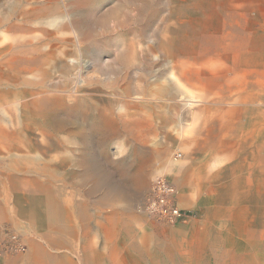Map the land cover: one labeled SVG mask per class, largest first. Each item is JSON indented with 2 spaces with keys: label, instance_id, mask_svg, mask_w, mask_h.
Segmentation results:
<instances>
[{
  "label": "rangeland",
  "instance_id": "obj_1",
  "mask_svg": "<svg viewBox=\"0 0 264 264\" xmlns=\"http://www.w3.org/2000/svg\"><path fill=\"white\" fill-rule=\"evenodd\" d=\"M0 264H264V0H0Z\"/></svg>",
  "mask_w": 264,
  "mask_h": 264
},
{
  "label": "built area",
  "instance_id": "obj_2",
  "mask_svg": "<svg viewBox=\"0 0 264 264\" xmlns=\"http://www.w3.org/2000/svg\"><path fill=\"white\" fill-rule=\"evenodd\" d=\"M141 210L148 217L165 225H174L186 214L177 205L176 187L163 175L154 177L150 182ZM12 240H16L14 235ZM14 244L18 245V242L15 241Z\"/></svg>",
  "mask_w": 264,
  "mask_h": 264
},
{
  "label": "bare ground",
  "instance_id": "obj_3",
  "mask_svg": "<svg viewBox=\"0 0 264 264\" xmlns=\"http://www.w3.org/2000/svg\"><path fill=\"white\" fill-rule=\"evenodd\" d=\"M29 46V45H28ZM30 47V46H29ZM31 50V49H30ZM29 56V55H28ZM86 69V68H85ZM82 72V71H81ZM70 88V87H69ZM25 99V98H24ZM17 103V102H16ZM56 123L59 124L60 126L66 124L67 122H65V119L63 118H57L55 119ZM67 121V120H66ZM36 151V150H35ZM85 161L84 162H87L88 163V160L89 158H85L84 159ZM83 177L84 179H89L93 182V186L96 187L98 185L101 184L102 180L101 178L99 177L98 175V172H96L93 168H91V170H87V166L86 168L84 169V172H83Z\"/></svg>",
  "mask_w": 264,
  "mask_h": 264
},
{
  "label": "crops",
  "instance_id": "obj_4",
  "mask_svg": "<svg viewBox=\"0 0 264 264\" xmlns=\"http://www.w3.org/2000/svg\"><path fill=\"white\" fill-rule=\"evenodd\" d=\"M171 172H172V173H175V172H177V168H175V167H174V168H172V169H171Z\"/></svg>",
  "mask_w": 264,
  "mask_h": 264
}]
</instances>
